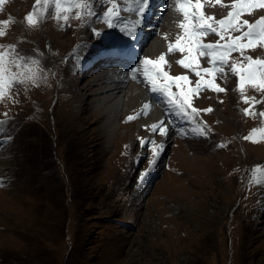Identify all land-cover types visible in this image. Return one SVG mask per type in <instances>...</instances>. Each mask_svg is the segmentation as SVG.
I'll list each match as a JSON object with an SVG mask.
<instances>
[{
	"label": "rangeland",
	"instance_id": "obj_1",
	"mask_svg": "<svg viewBox=\"0 0 264 264\" xmlns=\"http://www.w3.org/2000/svg\"><path fill=\"white\" fill-rule=\"evenodd\" d=\"M101 1L94 3L99 15L106 8ZM169 2L151 13L149 35L140 45L145 58L159 56L146 52L159 39L166 52L181 31H168L167 15L175 6ZM34 6L39 17L44 5L35 0H5L0 7V51L29 65L38 61L31 65L37 82L16 84L0 99V264H264V141L244 139L264 128V92L248 88L245 96L261 102L244 103L229 72L216 81L226 92L205 90L194 100L198 109H213L192 124L205 136L191 127L183 128L185 134L169 128L162 137L150 127L158 122L153 109L126 122L142 110L139 90L127 87L108 97L103 73L118 65L98 59L104 35L95 32L108 33L110 44L111 29L98 20L88 26L86 13L77 19L76 9L66 24L49 15L30 27L24 18ZM205 9L216 18L229 10L211 4ZM263 15L260 10L243 18ZM177 56L167 57L169 71L185 74ZM95 60L101 63L91 65ZM126 72L147 94L138 75L132 80ZM131 94L133 105L127 102ZM245 109L255 115L246 116ZM140 138L149 141L147 147ZM151 141L163 144V152L139 185ZM249 167L261 171L245 186Z\"/></svg>",
	"mask_w": 264,
	"mask_h": 264
},
{
	"label": "snow or ice",
	"instance_id": "obj_2",
	"mask_svg": "<svg viewBox=\"0 0 264 264\" xmlns=\"http://www.w3.org/2000/svg\"><path fill=\"white\" fill-rule=\"evenodd\" d=\"M98 0H35L36 5L43 3L44 8L39 10L34 6L33 11L25 16L28 26L35 27L40 19L51 18L65 24L69 20L68 13L73 9L77 19H83L85 13L89 21L93 18L107 25L109 29L119 27L125 35L135 38L136 28L140 26L150 7L151 0H124L127 7L120 8L116 0H109L110 7L103 11V15L94 12V3ZM5 0H0V7ZM175 11L182 17L176 26L181 30L175 39L167 43V51L161 53L157 58H143L140 60V67L133 70L132 79L136 80V73H141L143 82L149 90L150 95L160 98V103L166 106L165 116H175L177 119L191 123L200 112H211V107L198 109L194 106V100L200 98V94L209 90L213 93L226 92L216 81L218 77H227L229 72L236 77L237 88L243 102L252 104L257 101L255 97L245 96L248 88L264 92V58H253L246 55V52L254 51L257 48H264V16L255 20L244 19L245 16H252L255 12L264 10V0H174ZM219 5L229 10L222 18L217 19L215 15L205 12V6ZM54 5V11L49 12L50 6ZM134 13L138 19L131 21L124 20L120 13ZM9 20L2 22L7 25ZM95 31V30H94ZM99 36L100 32H95ZM5 33L0 31V37ZM210 35L217 37L215 42H206ZM167 39V36H165ZM14 50V46H12ZM238 53L240 58H233ZM179 55L176 64L185 70V74L172 75L169 69L171 63L167 59L170 55ZM24 57L13 59L9 52L0 51V99L8 95V90L16 84L31 82L35 84L38 80L36 68L31 65H38L37 60H31V65L22 63ZM207 61L208 67H203L202 62ZM15 68L20 70L13 72ZM194 75V82L191 76ZM156 103L155 101L152 102ZM223 103V101H221ZM152 104L145 102L141 112L137 116H128L126 122L138 119L139 115H147ZM244 114L255 115L251 109H245ZM259 116L264 118V112ZM3 122H0L2 124ZM171 121L161 119L152 124L151 130L154 134L167 137ZM192 132L197 136H205V131L199 125L192 127ZM181 134H185L182 130ZM244 139L258 143L264 141V128L253 129L249 136ZM140 146L147 147L149 141L140 138ZM151 158L148 159V168L139 174L138 184L143 185L148 178L156 160L163 152L164 145L151 141ZM256 172L261 169L257 167Z\"/></svg>",
	"mask_w": 264,
	"mask_h": 264
},
{
	"label": "bare ground",
	"instance_id": "obj_3",
	"mask_svg": "<svg viewBox=\"0 0 264 264\" xmlns=\"http://www.w3.org/2000/svg\"><path fill=\"white\" fill-rule=\"evenodd\" d=\"M162 1L163 0H154V2L150 3V7L147 10V14H146L145 18L143 19L142 24L140 26H138V28H137V29H139V35L141 36L143 41L149 35V33L146 29V26H151V24H150L151 14L150 13L154 10L155 4L160 3ZM174 9H175V6L172 7L170 13H168V15H167V20L169 21L168 31L170 29L175 28L176 23L182 18ZM134 18L138 19V17H136L134 13H131L130 20H132ZM116 35H119V34L116 33ZM161 40L162 39H159L157 43H155L152 46H149L146 50L147 54H149V53H155L156 54L157 53L160 55L161 53H163L164 51H163ZM141 43H142V41H141ZM98 52L101 55L105 54V52H101V51H98ZM107 60H109V59H107ZM101 62H102V59H101ZM101 62H100V60H98V61L95 60L90 64L94 66V65L100 64ZM125 73L126 72L124 71V69L120 70L119 68H115V69L111 68V69L106 70L103 73V78L107 79V80H104V82L110 83L108 86H105L104 88L106 89V91L112 92V93H109L108 97H111V96L113 97L114 93L121 94V92L124 91V88H127V87L134 89V90H139L138 96H137V98L139 99V104H141L143 106V104L145 102H149L150 104H152L150 109H153L155 120L160 121L161 119H163L162 116H160L159 109L152 103L153 101H151L149 96L145 92L143 93V90L138 88L139 86L135 87L133 84H131V82L128 81ZM134 100H135V97H133V95L131 94L129 96V99L127 100V102L129 105H133ZM116 102H117V104H121L123 102L120 99L119 95L116 96Z\"/></svg>",
	"mask_w": 264,
	"mask_h": 264
}]
</instances>
